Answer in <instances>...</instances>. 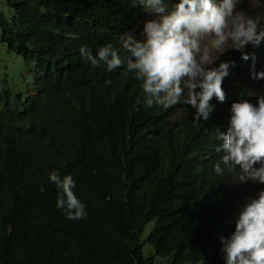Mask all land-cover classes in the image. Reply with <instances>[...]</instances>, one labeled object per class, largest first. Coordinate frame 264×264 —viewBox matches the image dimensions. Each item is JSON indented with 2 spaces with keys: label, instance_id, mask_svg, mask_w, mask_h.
I'll use <instances>...</instances> for the list:
<instances>
[{
  "label": "trees",
  "instance_id": "trees-1",
  "mask_svg": "<svg viewBox=\"0 0 264 264\" xmlns=\"http://www.w3.org/2000/svg\"><path fill=\"white\" fill-rule=\"evenodd\" d=\"M5 2L0 42L20 59L0 64V232L23 247L14 264H223L212 235L236 199L230 174L212 170V130L187 104L146 106L123 64L107 72L79 56L80 46L119 49L129 30L138 37L141 9L129 0ZM236 67L222 81L224 100L238 89ZM53 171L76 182L82 222L56 209Z\"/></svg>",
  "mask_w": 264,
  "mask_h": 264
},
{
  "label": "clouds",
  "instance_id": "clouds-1",
  "mask_svg": "<svg viewBox=\"0 0 264 264\" xmlns=\"http://www.w3.org/2000/svg\"><path fill=\"white\" fill-rule=\"evenodd\" d=\"M129 2L141 9L138 37L129 30L120 36L119 49L106 43L93 54L80 46L79 56L107 72L123 64L141 81L146 106L187 104L195 124L206 122L214 140L212 170L218 177L230 174L226 183L236 199L213 243L219 248V239L223 264H264V0H247L250 9L257 7L251 14L236 7L241 0ZM236 62L238 89L224 100L221 84L225 77L231 82ZM216 103L223 106L210 116ZM48 179L57 188L56 209L82 222L86 208L74 194L71 174L53 171ZM22 248L10 229L0 232V264L16 263Z\"/></svg>",
  "mask_w": 264,
  "mask_h": 264
},
{
  "label": "rangeland",
  "instance_id": "rangeland-1",
  "mask_svg": "<svg viewBox=\"0 0 264 264\" xmlns=\"http://www.w3.org/2000/svg\"><path fill=\"white\" fill-rule=\"evenodd\" d=\"M239 10L245 11V12H249L251 14L252 10L256 9V8H249V5L247 3V0H241V2L236 6ZM0 13H4V14H8L9 13V8L6 5L5 0H0ZM150 17L146 16V18H144L142 20V25H143V21L146 19H149ZM226 55V53H225ZM20 59L15 56V54L13 52H10L6 49V47L4 46L3 43L0 42V64L2 65L1 67H3L5 64L8 63L9 67H13V66H17L19 63ZM215 63V62H214ZM260 70H264V65H262ZM152 224H149L147 226V230H151ZM144 249L147 253L151 252V248L149 247L148 244L144 245ZM165 263V260H162V264Z\"/></svg>",
  "mask_w": 264,
  "mask_h": 264
},
{
  "label": "water",
  "instance_id": "water-1",
  "mask_svg": "<svg viewBox=\"0 0 264 264\" xmlns=\"http://www.w3.org/2000/svg\"><path fill=\"white\" fill-rule=\"evenodd\" d=\"M252 72H255V71H252Z\"/></svg>",
  "mask_w": 264,
  "mask_h": 264
},
{
  "label": "bare ground",
  "instance_id": "bare-ground-1",
  "mask_svg": "<svg viewBox=\"0 0 264 264\" xmlns=\"http://www.w3.org/2000/svg\"><path fill=\"white\" fill-rule=\"evenodd\" d=\"M225 56V55H224Z\"/></svg>",
  "mask_w": 264,
  "mask_h": 264
}]
</instances>
